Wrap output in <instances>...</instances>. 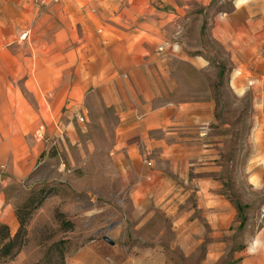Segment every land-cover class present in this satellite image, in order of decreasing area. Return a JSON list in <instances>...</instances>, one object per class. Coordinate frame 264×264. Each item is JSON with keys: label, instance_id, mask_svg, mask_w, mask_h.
Listing matches in <instances>:
<instances>
[{"label": "crops", "instance_id": "0c3cea01", "mask_svg": "<svg viewBox=\"0 0 264 264\" xmlns=\"http://www.w3.org/2000/svg\"><path fill=\"white\" fill-rule=\"evenodd\" d=\"M44 2L0 30V222L16 233L15 189L52 146L66 149L56 140L58 124L71 141L84 126L88 152L103 157L93 170L112 184L106 203L119 204L135 230L166 222L150 240L142 237L133 259L112 255L108 264H176V251L216 261L234 232V252L245 258L252 246L256 264H264V227L252 234L222 191L235 180L237 159H224L206 136L216 119L214 96L199 86L208 61L174 41L169 14L153 11L151 0ZM214 27L237 31L239 24L217 20ZM81 111L83 123L72 120ZM44 124L38 142L34 132Z\"/></svg>", "mask_w": 264, "mask_h": 264}, {"label": "rangeland", "instance_id": "374dc122", "mask_svg": "<svg viewBox=\"0 0 264 264\" xmlns=\"http://www.w3.org/2000/svg\"><path fill=\"white\" fill-rule=\"evenodd\" d=\"M44 1L0 0V30L8 31L6 22L10 18L21 17L25 8L42 7ZM151 3L153 11L164 16L163 13H168L174 21L168 28L174 41L208 61L207 81L201 77L199 86L214 96L216 119L206 125V136L217 143L215 148L222 150L224 159H237L235 180L224 182L229 186L222 191L236 206L242 225L252 224L255 235L264 227V0H151ZM217 20L238 23L239 29L214 27ZM76 116L72 120L80 121ZM107 118L111 116L108 114ZM43 126L42 139L37 140L34 132L38 142L46 135L47 126ZM82 127L79 139L71 141L65 127L58 124L56 140L66 142V149L52 146L31 179L15 189L20 199L15 209L17 215L18 209L29 200V207L19 214L26 221L16 247L23 246L15 258L2 264H108L112 255L117 259H133L143 243L142 237L150 240L166 224L155 220L135 230L136 221L121 218L119 204L106 203L110 198L104 194V188L108 192L112 184L104 181L102 171L93 170L103 163V157L88 152L92 140ZM104 142L98 141L100 145ZM93 186L96 188L92 189ZM40 189L44 193H39ZM109 212H114V216ZM18 222L17 231L20 218ZM5 225L8 226L0 222V243L11 233L9 226L8 231L3 228ZM241 230L242 226L238 233ZM111 236L118 239L117 246L109 241ZM237 237L235 232L225 235L229 246L222 257L216 261L206 259L203 264H256L252 246L245 258L234 252ZM175 259L176 264L179 260L184 264H201L205 260L204 253L198 252L188 259L178 251Z\"/></svg>", "mask_w": 264, "mask_h": 264}, {"label": "trees", "instance_id": "16d2710c", "mask_svg": "<svg viewBox=\"0 0 264 264\" xmlns=\"http://www.w3.org/2000/svg\"><path fill=\"white\" fill-rule=\"evenodd\" d=\"M39 193H44V190L40 189ZM46 196L44 195L41 199V201L45 198ZM41 201L39 203H37V206L41 203ZM29 207V200H27V202L22 206V208L18 209V218H20V228L19 230L14 234L11 235V233H7L4 238L3 241L0 243V264H2L3 262H6L8 260H12L13 258H15L17 256V254L20 252L21 247L23 246V244H19L17 247V239L21 233V231L24 230V226H25V218L23 219V217H21L19 214L21 211H23L24 209H27ZM72 224V223H71ZM5 230H9L8 226H4L3 227Z\"/></svg>", "mask_w": 264, "mask_h": 264}, {"label": "built area", "instance_id": "2783aa9c", "mask_svg": "<svg viewBox=\"0 0 264 264\" xmlns=\"http://www.w3.org/2000/svg\"><path fill=\"white\" fill-rule=\"evenodd\" d=\"M25 35H27V33H24L22 36L24 37ZM160 50H162V48H160ZM84 111H81L79 114H77V119L79 120H83L84 119ZM44 126H40L39 129L37 130V132L35 133V137L37 138V140H40L43 138V134H44ZM63 133V132H62Z\"/></svg>", "mask_w": 264, "mask_h": 264}, {"label": "bare ground", "instance_id": "6f19581e", "mask_svg": "<svg viewBox=\"0 0 264 264\" xmlns=\"http://www.w3.org/2000/svg\"><path fill=\"white\" fill-rule=\"evenodd\" d=\"M239 2L240 1H242V0H238ZM253 83V81H251V83L250 84H252ZM264 108V106H262V109ZM254 245L257 247L258 246V242H257V240L255 241V243H254Z\"/></svg>", "mask_w": 264, "mask_h": 264}]
</instances>
